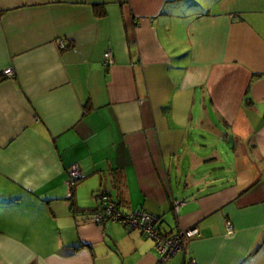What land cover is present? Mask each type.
<instances>
[{
	"label": "crops",
	"instance_id": "0c3cea01",
	"mask_svg": "<svg viewBox=\"0 0 264 264\" xmlns=\"http://www.w3.org/2000/svg\"><path fill=\"white\" fill-rule=\"evenodd\" d=\"M6 67L0 264H157L97 193L197 229L164 264H264V0H0Z\"/></svg>",
	"mask_w": 264,
	"mask_h": 264
},
{
	"label": "built area",
	"instance_id": "2783aa9c",
	"mask_svg": "<svg viewBox=\"0 0 264 264\" xmlns=\"http://www.w3.org/2000/svg\"><path fill=\"white\" fill-rule=\"evenodd\" d=\"M58 47L63 48V44L58 42ZM102 65L107 67L112 63L110 51L103 53ZM14 73L10 67L3 68L0 71L1 78H11ZM80 177V171L76 165H71L67 169V178L65 181V198L71 197L73 184ZM94 202L97 204L91 213V220L95 224H101L106 221H113L121 224L126 230H138L144 237L152 241L153 248L157 253V264H164L177 252L185 250L184 242L197 236L195 227L186 229H177L174 233L165 234L156 225V218L145 211L122 212L112 203L104 193L94 195ZM178 202L173 201L172 207L176 209ZM225 233L230 235L232 231L231 223L225 220L223 223ZM188 264H195L193 260H188Z\"/></svg>",
	"mask_w": 264,
	"mask_h": 264
},
{
	"label": "trees",
	"instance_id": "16d2710c",
	"mask_svg": "<svg viewBox=\"0 0 264 264\" xmlns=\"http://www.w3.org/2000/svg\"><path fill=\"white\" fill-rule=\"evenodd\" d=\"M94 8H95V15L96 16H102L103 15V9H102V7L100 6V5H95V6H93ZM80 178V177H79ZM77 181V180H76ZM75 181V182H76ZM75 182H74V184H73V186L75 185ZM111 201V200H110ZM112 202V201H111ZM113 203V202H112ZM115 204V203H114ZM116 205V204H115ZM97 206V204L94 202V207L91 209V213H92V211H93V209H95V207ZM156 222H157V220H156ZM121 225V224H120ZM123 227V226H122ZM124 228V227H123ZM125 229V228H124ZM126 230V229H125ZM126 231H129V230H126Z\"/></svg>",
	"mask_w": 264,
	"mask_h": 264
}]
</instances>
